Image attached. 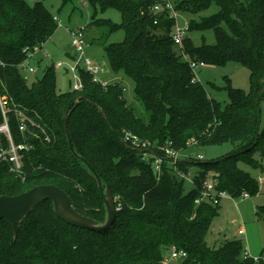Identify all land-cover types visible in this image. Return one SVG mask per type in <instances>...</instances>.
Returning a JSON list of instances; mask_svg holds the SVG:
<instances>
[{"label": "trees", "instance_id": "trees-1", "mask_svg": "<svg viewBox=\"0 0 264 264\" xmlns=\"http://www.w3.org/2000/svg\"><path fill=\"white\" fill-rule=\"evenodd\" d=\"M71 1L63 0L62 6ZM86 1L95 9L121 11L122 24L93 14L88 26L105 28L107 36L124 27L125 40L106 44L104 49L111 69L134 81L135 96L149 119L136 114L122 84L103 86L83 69L79 91L59 92L53 65L28 86L18 66L29 49L44 47L59 21L43 1L30 5L25 0H0V58L5 63L0 82L33 122L30 138L26 137L32 148L23 153V173L15 174L9 163L0 161V195L55 184L71 197L79 213L102 224L107 219L105 204L80 156L98 173L104 189L112 192L116 220L103 230L76 227L57 215L50 199L44 200L22 221L17 236L11 223L0 219V264H166L165 247L172 246L188 254L180 264H254L252 257L244 256L242 239L228 238L218 247L208 245L206 236L218 205L207 199L196 205L195 199L208 180L215 182L216 190L236 199L243 193H259L258 180L240 163L258 168L261 162L254 154L259 151L264 157L260 108L264 0L174 1L179 11L194 14L218 5L217 12L189 23V30L215 32L214 44L200 46L187 34L182 45L175 43L174 19L152 11L156 0ZM192 60L246 66L250 91L229 84L230 101L223 105L199 80L192 81ZM10 124L15 141L23 142L13 113ZM126 131L157 146L170 142L180 153L190 146L226 142L234 150L210 161L188 154L177 163L164 159L157 171L152 158L144 159L143 151L124 141ZM194 164L200 169L193 176L194 187L186 191L182 174L187 175Z\"/></svg>", "mask_w": 264, "mask_h": 264}, {"label": "rangeland", "instance_id": "rangeland-1", "mask_svg": "<svg viewBox=\"0 0 264 264\" xmlns=\"http://www.w3.org/2000/svg\"><path fill=\"white\" fill-rule=\"evenodd\" d=\"M28 4L34 5L36 2L43 1L51 13L57 16L59 27L52 35L49 43L43 47L31 62L36 71L30 73L27 69L23 70V75L27 79L28 86H32L41 78L45 70L53 65L56 71L57 89L59 92L73 90L77 83L75 73L71 68L75 65L76 57L73 51L71 55L70 44L73 40L71 30L86 27L85 38L88 45L85 48V58L100 68L99 73L95 75L97 79L107 83H120L125 89L127 101L133 105L136 114L144 120L149 119V114L145 110L143 103L136 98L134 93L135 83L127 77L124 72L116 73L111 67L107 58L104 46L109 43L122 42L126 38L124 27H119L117 31L110 35H105V28L98 26H88L93 20V14L103 19H111L116 24L123 23V16L117 8H108L106 10L96 9L86 0H72L69 4L62 6L63 0H25ZM179 2L181 0H173ZM219 10L217 4L213 3L207 10L199 13L179 12L178 24L185 27L192 19L200 20L204 16L213 14ZM187 35L193 40L196 46L203 42L214 44L216 42L213 29L188 30ZM187 58V56H184ZM64 63L58 67L57 63ZM198 80L204 85L206 90L223 105L229 103L228 85L243 89L249 92L251 89L249 69L237 62H228L226 65H209L197 69ZM262 111V127H264V98L260 102ZM234 145L229 142L217 145L190 146L183 151L180 157L201 154L204 156L202 161L217 159L225 154L231 153ZM195 157V156H194ZM254 157L260 160L261 166L258 168L250 167L240 163V167L254 176L259 183V193L244 198H223L218 205V215L206 236V241L211 247H218L225 239H242L247 250L251 251L252 257L264 258V212L257 213L260 207L264 206V157L257 151ZM200 169L196 164L192 165L185 178L184 187L188 191L194 187L193 176ZM243 229L245 233L239 235V230ZM165 247V246H164ZM164 255L166 258L171 256L170 247H165ZM169 264H180V260H173Z\"/></svg>", "mask_w": 264, "mask_h": 264}, {"label": "built area", "instance_id": "built-area-1", "mask_svg": "<svg viewBox=\"0 0 264 264\" xmlns=\"http://www.w3.org/2000/svg\"><path fill=\"white\" fill-rule=\"evenodd\" d=\"M152 11L155 13H167L170 18L174 19V28L172 32L173 39L177 45H182L184 37L189 30V24L185 27H181L178 24L179 10L176 8V3L173 0H156V3L152 7ZM71 34L73 36V40L70 44V47L75 52V65L71 68V70L75 73V77L77 78V83L73 86V90H81L83 87V79L80 73V69H83L85 72H88L93 75V78L98 83L103 86L107 85V82L100 81L95 77L97 73H99L100 68L94 65L90 59L85 58V48L88 45L84 29L78 28L76 30H71ZM41 46H36L33 49H29L27 51V58L18 66L23 70L27 69L30 73L35 72V67L32 65L33 59L36 57L38 52L42 49ZM26 51V50H25ZM64 65L63 62L59 61L57 63L58 67H62ZM206 63L204 61H196L192 60L190 62V67L193 72L192 81H197L196 71L197 69L205 66ZM5 66L4 61L0 58V68ZM13 113L15 119L17 120V128L18 131L24 137L23 142H16L10 124V114ZM0 161H5L10 164L11 170L17 174L21 175L23 173L22 165H23V153L30 150L32 145L29 144L26 138V134H31L29 125L32 124L31 118L28 116L26 111L19 107L18 103L14 100V97L9 94V92L4 88L3 83L0 82ZM124 141L129 143L131 146L138 148L139 150L144 152V159L149 160L153 159V166L157 171H160L161 165L164 159H170L172 163H177L180 159L181 153L171 147V143H165L163 145L157 146L151 141L144 140L135 133L131 131H126L124 135ZM156 150L161 151L162 155L155 154ZM196 159L204 160V156L201 154L195 155ZM182 176L186 177L187 175L182 174ZM250 196L248 193H243L241 198ZM223 198H233L226 191H218L215 189V182L212 180H208L205 182V187L201 191L200 196L195 199V204L199 205L203 200H210L214 205H219L221 199ZM239 234H244V230H239ZM171 256L169 258L165 257V263L169 264L171 259L182 261L185 259L188 254L185 250L178 249L176 246H172L170 248ZM245 258L252 257L249 252L246 250L244 253ZM254 260V264H262V257H252Z\"/></svg>", "mask_w": 264, "mask_h": 264}, {"label": "water", "instance_id": "water-1", "mask_svg": "<svg viewBox=\"0 0 264 264\" xmlns=\"http://www.w3.org/2000/svg\"><path fill=\"white\" fill-rule=\"evenodd\" d=\"M68 142L73 150L72 140L67 129ZM29 139L30 135L26 134ZM75 153V152H74ZM76 154V153H75ZM87 165L92 175L95 177L107 211V219L100 224L90 217L79 213L73 206L71 197L55 184H40L17 195H0V219L8 220L14 230L15 236L18 235L22 221L30 214L32 209L44 200L50 199L53 203L55 212L67 223L80 228H92L103 230L110 227L116 220L117 211L115 208L114 196L109 188L104 189L102 180L95 169L88 161L80 156Z\"/></svg>", "mask_w": 264, "mask_h": 264}, {"label": "crops", "instance_id": "crops-1", "mask_svg": "<svg viewBox=\"0 0 264 264\" xmlns=\"http://www.w3.org/2000/svg\"><path fill=\"white\" fill-rule=\"evenodd\" d=\"M58 19H59V18H58ZM47 43H49V40L46 42V44H47ZM46 44H45V45H46ZM45 45H44V47H45ZM70 49H71V47H70ZM71 55L73 56V51H72V49H71ZM33 65H34V64H33ZM34 66H35V65H34ZM35 71H36V67H35ZM22 74H23V73H22ZM23 76L25 77V75H23ZM25 78H26V77H25ZM241 230H243V229H241ZM244 233H245V231H244ZM238 234H239V232H238ZM239 235H243V234H239ZM246 250H247V248H246ZM247 251H248L249 254L251 255L252 252L249 251V250H247Z\"/></svg>", "mask_w": 264, "mask_h": 264}]
</instances>
